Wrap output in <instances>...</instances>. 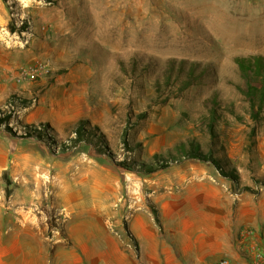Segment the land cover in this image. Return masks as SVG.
I'll return each mask as SVG.
<instances>
[{"label": "rangeland", "instance_id": "rangeland-1", "mask_svg": "<svg viewBox=\"0 0 264 264\" xmlns=\"http://www.w3.org/2000/svg\"><path fill=\"white\" fill-rule=\"evenodd\" d=\"M255 57L264 0H0V264H155L158 238L181 257L251 213Z\"/></svg>", "mask_w": 264, "mask_h": 264}, {"label": "crops", "instance_id": "crops-1", "mask_svg": "<svg viewBox=\"0 0 264 264\" xmlns=\"http://www.w3.org/2000/svg\"><path fill=\"white\" fill-rule=\"evenodd\" d=\"M213 225L212 231L199 234L193 247L184 245L181 257L177 253L173 254L171 248L156 235L158 241L153 245L155 264H220L221 260H226L228 264H250L239 245L240 232L243 227H254L259 235L247 240L249 247L262 242L264 201L256 204L251 213L245 214L243 210L235 217L217 220Z\"/></svg>", "mask_w": 264, "mask_h": 264}, {"label": "trees", "instance_id": "trees-1", "mask_svg": "<svg viewBox=\"0 0 264 264\" xmlns=\"http://www.w3.org/2000/svg\"><path fill=\"white\" fill-rule=\"evenodd\" d=\"M238 64H239V66H240V68L244 74H246L249 71H252L254 73H262L263 68H264V63H263L261 57H255L254 59L238 58ZM253 68H254V70H252ZM193 77H195L194 73H190L189 77H187V79L183 82V88L184 89L188 88L189 86H191L193 84V80H194ZM246 94L248 95L249 99L252 101V116L254 118H257L258 113L256 112L255 108L257 107V105H259L260 109L262 108V104L264 101V86H262V87L251 86L248 88V91L246 92ZM210 111L213 115H215L216 108L211 107ZM8 120H9L8 117L0 115V126H2L3 124H7ZM83 121L84 120H81L80 125L75 130V133L78 135L79 138H81L83 136V132L85 131V128H84L85 124ZM7 127H8V125H7ZM211 127H212V125H211ZM211 131L214 135V133H215L214 127L211 128ZM255 133H256L255 130H253L251 132L252 135H255ZM253 137H255V136H253ZM125 142H127V141H125ZM198 146H199L198 144H196L195 142H192L191 151L187 153V158H194V159H200L202 161L212 162L213 164H215L217 169L222 170V167L219 164L220 162H218L216 159L212 158L211 156L205 155L202 152V150L200 149V147H198ZM154 159H155V163H157V165H160L161 163H162L161 165H164L162 161H166V158L164 156H160V155L155 156ZM119 163L125 164V162H119ZM153 165H154V163L151 164V166H153ZM222 174L227 175V174H225V172H222ZM235 178H236V176H233L232 179H235ZM156 221L159 224L161 223L158 212L156 213Z\"/></svg>", "mask_w": 264, "mask_h": 264}, {"label": "built area", "instance_id": "built-area-1", "mask_svg": "<svg viewBox=\"0 0 264 264\" xmlns=\"http://www.w3.org/2000/svg\"><path fill=\"white\" fill-rule=\"evenodd\" d=\"M258 235V230L254 227H243L240 232L239 245L250 264H264V236H261L262 242L259 243V245L249 247L247 243L249 238L256 237ZM245 245H247L246 249L244 248ZM220 264H228V262L226 260H222Z\"/></svg>", "mask_w": 264, "mask_h": 264}]
</instances>
